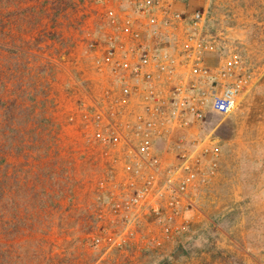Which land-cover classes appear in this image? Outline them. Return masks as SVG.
<instances>
[{"label":"rangeland","instance_id":"obj_1","mask_svg":"<svg viewBox=\"0 0 264 264\" xmlns=\"http://www.w3.org/2000/svg\"><path fill=\"white\" fill-rule=\"evenodd\" d=\"M138 1L0 0V98L57 125L38 155H2L0 264H264V0H158L205 12L207 66L236 59L244 82L150 159L103 61Z\"/></svg>","mask_w":264,"mask_h":264},{"label":"built area","instance_id":"obj_2","mask_svg":"<svg viewBox=\"0 0 264 264\" xmlns=\"http://www.w3.org/2000/svg\"><path fill=\"white\" fill-rule=\"evenodd\" d=\"M138 3L136 21L129 20L121 27L120 37L109 43L103 61L118 81L121 107L125 109L134 100L142 108V113L135 115L134 125L140 154L149 158L153 142L168 131L165 125H171L172 129L202 123L206 109L223 115L233 112L244 81L237 77L236 59L220 62L213 69L207 66L208 55H221L214 41L202 33L205 12L173 13L158 0ZM178 29L185 30L181 47H177L186 64L181 70L173 55H159L151 46L164 35L172 40ZM166 76L170 81L177 77V83L164 95L155 86ZM186 85L195 91L188 94ZM192 176L182 180L181 189Z\"/></svg>","mask_w":264,"mask_h":264},{"label":"trees","instance_id":"obj_3","mask_svg":"<svg viewBox=\"0 0 264 264\" xmlns=\"http://www.w3.org/2000/svg\"><path fill=\"white\" fill-rule=\"evenodd\" d=\"M194 12V11H193ZM192 13V12H191ZM45 85V84H44ZM41 89L42 106L43 101L48 100L47 86H33ZM44 89V91H43ZM46 90V92H45ZM14 92L8 98H0V162L4 163L3 156L6 154L21 155L34 154L38 155V148L43 144L41 136L49 135L50 139L56 141L57 125L48 117V115L37 112L36 109L30 110L31 104L23 106L20 95ZM20 93V91L18 92ZM32 99V98H30ZM31 103L35 102V97ZM41 103V102H38ZM41 105V104H40ZM41 106V107H42ZM25 115L30 120L17 122L16 115Z\"/></svg>","mask_w":264,"mask_h":264},{"label":"crops","instance_id":"obj_4","mask_svg":"<svg viewBox=\"0 0 264 264\" xmlns=\"http://www.w3.org/2000/svg\"><path fill=\"white\" fill-rule=\"evenodd\" d=\"M163 37L164 38L160 39L159 41H154L151 44V46L155 49L156 53L159 54V55H161V54L173 55L175 62L179 61L178 69L181 70L182 67L186 66V64L183 62V60H182V58L180 56V53H178V50L174 49V47L172 46L171 40L169 38H167L166 35H164ZM147 43H148V41H147ZM214 56H216V55H208L207 60H208V58L209 59L210 58H214ZM207 60H206V64H207ZM218 64L214 65V67L218 66ZM176 78L177 77H174L173 80L171 79V81H170V80L167 79V76L163 77L162 82L156 84L155 90H157L159 93H162V94L166 95L167 92L169 91V89H171L173 87V84L177 83L176 82V80H177ZM186 90H187L188 94H192V92L195 91V90H192V88H190V85H186ZM129 103L130 104L127 105L125 107V109L126 110H130V111L133 112V113L132 112L129 113L131 115V116H129V120H132V119L134 120L135 115L137 113H142V108H141V106L137 107V105H136L134 100L130 101ZM190 125H191V123H190ZM164 129H167L168 131L167 132H162L160 138L165 139L164 141H166V142H169V141H175L174 140L175 134L173 135L174 129L179 130V129H182V127L178 126L176 128H172L171 129V125H165ZM183 130H185V127L183 128ZM167 150H164L163 153H167Z\"/></svg>","mask_w":264,"mask_h":264}]
</instances>
